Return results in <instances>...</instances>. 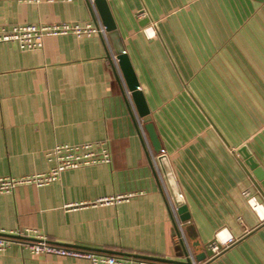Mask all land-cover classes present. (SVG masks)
<instances>
[{"label": "crops", "instance_id": "crops-1", "mask_svg": "<svg viewBox=\"0 0 264 264\" xmlns=\"http://www.w3.org/2000/svg\"><path fill=\"white\" fill-rule=\"evenodd\" d=\"M106 1L190 215L192 255L264 264V221L242 195L264 198V0ZM94 19L88 0H0L6 28ZM149 24L153 38L143 32ZM108 56L98 34L47 36L39 50L0 42V177L46 171L56 143L108 139L111 151L110 164L0 193V231L30 227L60 245L184 260L158 154L148 141L150 164ZM218 230L232 241L211 257ZM0 264L90 262L12 244Z\"/></svg>", "mask_w": 264, "mask_h": 264}, {"label": "built area", "instance_id": "built-area-1", "mask_svg": "<svg viewBox=\"0 0 264 264\" xmlns=\"http://www.w3.org/2000/svg\"><path fill=\"white\" fill-rule=\"evenodd\" d=\"M92 9L94 22H58V23H25L15 24L9 28L0 26V42H13L22 50H39L43 48L44 38L47 36L72 34L78 38L90 37L98 34L108 47L110 59L120 74L118 60L113 53L105 26L99 20L94 7V0H88ZM147 38L156 35L155 25L149 24L143 28ZM129 96V91H127ZM142 135L147 141L146 135L141 128ZM50 163L49 168L43 172H36L21 176L0 177V193H11L16 187L22 185H34L41 187L60 179L63 171L77 169L98 164L111 163V151L108 139L96 142H84L79 144L56 143L45 154ZM250 209L260 221H264V198L259 200L254 193L246 189L242 192ZM103 199L99 202H108ZM170 211L171 221L176 222L177 239L184 238L183 223L172 205ZM218 230L213 240L208 244L211 257L220 253L221 250L232 241V237ZM5 233L6 235H4ZM186 243V241H185ZM12 244L26 249L31 255L50 254L61 257H70L89 261L90 264H159L162 262L150 261L137 258L132 255L112 254L81 247L66 246L50 242L41 235L36 228L24 227L11 231H0V253L6 251ZM187 246H189L186 243ZM195 264H202L195 263Z\"/></svg>", "mask_w": 264, "mask_h": 264}, {"label": "water", "instance_id": "water-1", "mask_svg": "<svg viewBox=\"0 0 264 264\" xmlns=\"http://www.w3.org/2000/svg\"><path fill=\"white\" fill-rule=\"evenodd\" d=\"M94 7L97 11L99 20L105 26L111 49L113 53L116 55L120 72L122 73L126 87L129 91L130 101L133 103L137 116L141 120L137 122V120L133 116L139 136L142 141V144L146 150L148 161L150 162V164H152L151 155L146 148V144L149 141L150 145L152 146L153 152L158 154L157 161L160 165V168L163 172V175L165 177V180L169 186L170 192L173 197V201H174L173 208L176 209L179 215V219L182 222H185L189 219L190 215L187 211V207L184 204L183 197L174 179L171 167L168 162V158L164 153H161L162 147L157 137L154 124L152 123V120L150 117V110L144 98L143 92L139 88L138 79L136 77V74L130 62V59L126 53L122 37L116 27V24L111 15L107 1L106 0H94ZM108 57L110 58V55ZM110 63H111V67L113 69L115 78L117 82L120 84L123 94L126 95L127 101H129L126 91L124 89L122 80H121V76L116 70L111 59H110ZM141 128L144 134L146 135L147 141L144 139L142 135ZM257 177L258 179H262V177H260L258 174H257ZM262 184H264V181L262 182ZM170 211H172V209H171V206L169 205V213ZM171 223H172L171 235L174 237L177 235L178 231L176 227V222L172 220ZM3 234L6 235L5 233ZM178 249H180L181 255L183 256L184 260L167 259L163 257H154V256H147V255H132V254H127V255H132L134 257L143 258V259L150 260V261H157V262L171 263V264H195V263H200V262H202V264H210V260L205 261L206 256H207L206 252H201V253L192 255L190 247L186 245L183 238L178 239Z\"/></svg>", "mask_w": 264, "mask_h": 264}]
</instances>
